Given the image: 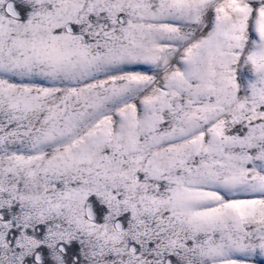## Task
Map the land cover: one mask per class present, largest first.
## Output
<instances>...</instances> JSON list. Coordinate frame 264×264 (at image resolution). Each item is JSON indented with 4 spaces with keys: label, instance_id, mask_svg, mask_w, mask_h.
<instances>
[{
    "label": "snow or ice",
    "instance_id": "obj_1",
    "mask_svg": "<svg viewBox=\"0 0 264 264\" xmlns=\"http://www.w3.org/2000/svg\"><path fill=\"white\" fill-rule=\"evenodd\" d=\"M0 264H264V0H0Z\"/></svg>",
    "mask_w": 264,
    "mask_h": 264
}]
</instances>
